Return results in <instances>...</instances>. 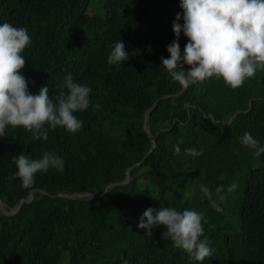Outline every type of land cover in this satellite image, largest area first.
<instances>
[{
	"label": "trees",
	"instance_id": "obj_1",
	"mask_svg": "<svg viewBox=\"0 0 264 264\" xmlns=\"http://www.w3.org/2000/svg\"><path fill=\"white\" fill-rule=\"evenodd\" d=\"M178 7L176 0H98L96 8L90 0H0V24L31 36L22 70L29 90L47 86L55 102L71 74L101 106L75 113L83 122L76 134L58 126L33 141L9 126L0 138L2 203L9 209L33 192L13 214L0 211V264H264V154L242 143L248 132L264 146V70L235 90L210 78L181 92L161 63L175 40L166 17ZM119 40L129 59L109 65ZM186 43L181 33V52ZM146 126L155 140L149 153ZM201 148L202 156L185 151ZM44 152L61 157L64 171L37 173L30 188L12 179L14 156ZM232 183L238 187L229 192ZM160 206L200 213L211 257L191 258L163 238V226L146 236L139 220Z\"/></svg>",
	"mask_w": 264,
	"mask_h": 264
},
{
	"label": "clouds",
	"instance_id": "obj_2",
	"mask_svg": "<svg viewBox=\"0 0 264 264\" xmlns=\"http://www.w3.org/2000/svg\"><path fill=\"white\" fill-rule=\"evenodd\" d=\"M176 2L179 7L172 14L175 18L172 23L175 40L167 46L170 55L168 58L161 57V63L172 81L180 85L181 92L210 78L223 79L227 86L235 90L256 76L258 71L264 70V0ZM181 19L183 24L179 22ZM181 33L187 37L183 52L179 44ZM30 45L31 36L26 28L7 22L0 24V138L5 136L9 126L22 127L31 134L33 141H46L49 130L55 131L58 126L76 134L82 130L83 122L75 113L83 112L90 106L99 110L100 104H92L91 88L77 83L71 74L65 76L55 102L49 96L47 86L41 87L38 94H33L29 90V80L22 74L26 65L23 52ZM128 59L124 42H115L107 63L119 65ZM186 65L188 70H185ZM242 143L254 149L257 157L264 154V146L250 133L243 134ZM174 149V154L181 151L178 144L174 145ZM185 151L194 157L203 155L202 148ZM13 162L17 171L12 179L19 178L24 188L34 185L37 173H47L50 169L64 171L63 159L49 152H44L40 159L22 153L14 156ZM237 187L236 183H232L228 191H234ZM223 192V185L217 187L220 200L226 198ZM217 210L221 211L219 208ZM202 219L195 210L149 207L143 212L138 228L151 237L153 229L163 226L166 229L163 238L170 239L174 246L196 261L203 262L211 257L213 250L207 238L201 239L204 234Z\"/></svg>",
	"mask_w": 264,
	"mask_h": 264
},
{
	"label": "water",
	"instance_id": "obj_3",
	"mask_svg": "<svg viewBox=\"0 0 264 264\" xmlns=\"http://www.w3.org/2000/svg\"><path fill=\"white\" fill-rule=\"evenodd\" d=\"M155 104H156V102L153 104V106L150 107L148 113H150V111L154 108ZM146 117H147V115H145V118H146ZM145 130H146V133L149 135V137L152 139V147H151V149L147 152V153H149V152L152 150V148L154 147V145H155V140H154V136L149 132L148 128H145ZM128 180H129V174H128V171H127V172H126V177H125V179H124L122 182H120V183H125V182H127ZM115 184H119V182H114V183H112L111 185H115ZM59 195L71 198V197L90 196V195H92V194H91V193H74V194H67V193H63V192H61ZM98 195H100V194H98ZM32 198H33V192L30 191L29 194H28L25 198L21 199V200L15 205V206L11 207L10 209H7V208L4 206V204L2 203L1 199H0V211H1L3 214L11 215V214H13V213L18 209V207L20 206V204H21L22 202L30 201Z\"/></svg>",
	"mask_w": 264,
	"mask_h": 264
},
{
	"label": "rangeland",
	"instance_id": "obj_4",
	"mask_svg": "<svg viewBox=\"0 0 264 264\" xmlns=\"http://www.w3.org/2000/svg\"><path fill=\"white\" fill-rule=\"evenodd\" d=\"M97 1H98V0H90V4H91V6H92L93 8H96ZM166 19H167V24H168L169 27L172 29V23H173V21H174L175 18H173V15L170 14V15H168V16L166 17ZM249 104H251V103L249 102Z\"/></svg>",
	"mask_w": 264,
	"mask_h": 264
}]
</instances>
